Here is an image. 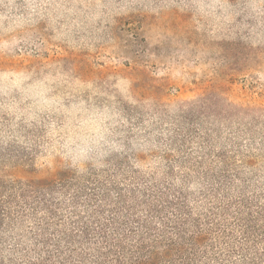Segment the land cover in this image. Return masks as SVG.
<instances>
[{
  "label": "rangeland",
  "instance_id": "rangeland-1",
  "mask_svg": "<svg viewBox=\"0 0 264 264\" xmlns=\"http://www.w3.org/2000/svg\"><path fill=\"white\" fill-rule=\"evenodd\" d=\"M24 2L0 0V13L4 4ZM111 2L132 6L93 42L65 44L39 23L20 33L8 52H0V73L5 80L28 71L56 74L55 119L50 111L44 127L59 119L65 98L87 90L116 95L125 121L120 146L80 170L46 149L43 129L36 127L28 130L27 147L0 143V182L67 179V191L56 194L67 218L69 175L77 182L98 176L125 186L171 185L185 193L196 215L216 211L220 230L209 244L217 251L243 248L249 263L264 264V47L239 38L209 40L180 10L181 0ZM96 103L106 100L97 96ZM6 123L0 115V129ZM83 128V121L80 128L68 121L60 138ZM52 139L56 142V136ZM221 205L229 209L221 211ZM248 217L253 228L243 240L247 234L240 220ZM241 258L234 254L226 261Z\"/></svg>",
  "mask_w": 264,
  "mask_h": 264
},
{
  "label": "trees",
  "instance_id": "trees-1",
  "mask_svg": "<svg viewBox=\"0 0 264 264\" xmlns=\"http://www.w3.org/2000/svg\"><path fill=\"white\" fill-rule=\"evenodd\" d=\"M66 180L0 182V264H227L234 254L242 258L233 264H256L243 248L209 244L216 211L196 215L181 189L69 175L67 218L56 197ZM251 220H240L243 240Z\"/></svg>",
  "mask_w": 264,
  "mask_h": 264
},
{
  "label": "clouds",
  "instance_id": "clouds-1",
  "mask_svg": "<svg viewBox=\"0 0 264 264\" xmlns=\"http://www.w3.org/2000/svg\"><path fill=\"white\" fill-rule=\"evenodd\" d=\"M131 6L111 0H25L19 7L4 4L5 11L0 13V52H8L20 39V33L39 23L65 44L93 42L102 28ZM178 7L190 14L193 27L209 40L239 38L252 47H264V0H181ZM0 85V115L7 121L0 129V143L27 147L31 144L28 130L41 127L47 141L44 147L58 151L80 170L90 162L99 164L120 146L125 121L116 95L87 90L83 96L65 98V110L59 119L55 124L48 120L44 127L50 111L55 119L52 98L57 95L60 79L54 72L28 71L22 77L7 80L0 73ZM97 96L106 103H96ZM68 121L77 128L83 121V131L60 138L59 130Z\"/></svg>",
  "mask_w": 264,
  "mask_h": 264
}]
</instances>
